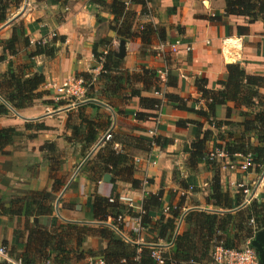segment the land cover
Segmentation results:
<instances>
[{
  "label": "crops",
  "instance_id": "0c3cea01",
  "mask_svg": "<svg viewBox=\"0 0 264 264\" xmlns=\"http://www.w3.org/2000/svg\"><path fill=\"white\" fill-rule=\"evenodd\" d=\"M93 1L24 0V4L12 11L8 21L0 26V43L11 38L14 27L23 29L29 38L30 48L18 54L22 60L26 52L33 50L34 43L51 42L55 35L64 38V42L57 45L53 58L38 56L32 60L35 67L31 72L44 76V83L37 89L40 97L32 107L16 112L6 106L9 113L0 116V130L11 128L17 133L0 150V208H8L13 199H23L31 192H51L54 180L50 177V167L53 166V178L67 179V182L53 191V214L37 218L41 228L56 233L58 226L69 223L96 228L106 225L112 229L110 219L105 224L94 219L90 199L98 196L111 200L114 194H118L119 203L132 212V215L124 213L122 216L119 236L132 241L133 245L154 246L166 252L171 244L165 235L159 233V227L161 221L171 217L170 207L180 211L172 234L175 236L183 231L184 217L191 210L224 212L206 203L213 178L219 177L222 190L233 197L241 194L240 184L247 187L246 180L256 175L242 173L237 168H224L225 163L221 160L204 161L194 171H190L186 164L191 144L205 131L213 133L208 151L214 144H222L227 135H238L240 129L235 125L241 122L239 111H245L243 107L233 103L221 107L216 120L231 124L215 129L207 123L200 126L202 121L198 117L177 110L163 99V95H177L186 100L188 108L196 110L204 107L194 87L196 79H205L207 89L219 90L221 86L217 83L225 79L226 68L232 64L264 77V25L260 20L249 24L245 17L225 16L224 0H147L144 7L128 5L129 0H123L136 13L134 29L137 30L138 25H150L154 31L146 45L139 40H124L125 55L119 59L123 69L130 72L147 69L156 74L167 71L159 95L156 96L152 89L140 94L141 97L162 100L159 111L153 118L137 121L134 115L141 111L137 97L117 98L113 101L114 108L100 101L102 84L96 77L101 66L93 58L92 47L105 39L116 53L121 40L107 27L112 21L108 9ZM21 21L22 24L18 25ZM239 27L247 28V31L240 34ZM175 42H179V46L173 52L169 45ZM186 46L190 51H185ZM2 53L0 45V55ZM10 59L7 55L0 63V74L6 72ZM84 73L91 76L93 89L85 91L83 100L57 98L54 85L67 79L82 78L80 75ZM135 88L141 89V86ZM0 104L4 105L1 99ZM227 108L230 112L226 114ZM80 114L92 122L98 132L96 143L84 152L81 138L72 135L73 128L80 127ZM179 120L191 122L178 127ZM107 131L135 136L151 146L148 151L126 150L133 159V179L141 183L139 190H133L131 184L122 181H115L113 186V176L109 173L103 174L110 175L109 182H103V177L98 182L88 179L85 164L88 160L94 161L100 146L80 167V154L87 157ZM251 143L254 144L255 140L251 139ZM48 146H53L54 150L50 151ZM186 147L189 152L185 151ZM115 148L120 150L118 145ZM233 160L238 165L241 162L239 157ZM250 188L256 194L255 199H261L264 174L253 180ZM159 192L162 197L158 208L153 207L144 213V197ZM54 219L55 224L52 223ZM27 227H34L33 217L22 214L0 216V247H4L8 255V260L0 258V263L19 264L17 258L22 253L19 246L26 241ZM106 248L105 240L89 236L80 250L84 253L91 250L97 255ZM84 256V259L77 260L76 253L71 252L69 264H86L89 258H95Z\"/></svg>",
  "mask_w": 264,
  "mask_h": 264
},
{
  "label": "trees",
  "instance_id": "16d2710c",
  "mask_svg": "<svg viewBox=\"0 0 264 264\" xmlns=\"http://www.w3.org/2000/svg\"><path fill=\"white\" fill-rule=\"evenodd\" d=\"M40 1V0H38ZM147 0H129L128 5H139L144 7ZM96 5L106 8L112 16L109 29L116 34L119 40L134 41L139 40L146 45L150 42V36L154 32L150 25H138L134 29L136 13L129 8L123 0H111L107 4L103 0H94ZM23 0H0V26L6 23L12 11L17 10ZM225 16L234 15L245 17L249 24L260 20L264 25V0H224ZM238 32H246L247 28L239 27ZM64 42L63 37L55 35L51 42H37L33 50L25 53L21 63H14L13 59L18 57L19 52L30 48V40L24 35L23 29L14 27L10 39L0 43L2 55L0 63L6 60L7 55L11 58L7 62V70L0 74V116L7 115L10 107L13 111L32 107L35 100L40 95L37 89L44 83V76L34 70L33 59L38 56L53 58L57 52V45ZM102 50L99 51V47ZM111 43L102 39L92 47V55L96 63L100 64L101 70L96 80L102 84L99 91L102 97L100 101L114 108L113 101L117 98L128 99L137 97L139 99L140 112L135 113L137 121H145L156 116L162 100L155 98L141 97L142 91L153 90L160 92L161 85L158 76L153 71L142 69L139 72H130L123 69L122 61L117 59ZM225 79L217 84L221 89H207L205 79H196L194 87L200 99L204 102V107L192 109L187 107L186 100L173 94L163 95L166 102L175 106L182 112H189L198 117L203 123L218 129L231 123L227 121H217L218 111L228 103L243 107L245 111H239L241 122L235 126L239 127L238 135H227L222 144H214L224 149L232 161L236 155L252 157V170L259 172L264 168V77L250 74L240 65L232 64L227 66ZM80 77L87 81L86 91L92 90L91 76L81 74ZM137 85L141 89H136ZM91 107L96 105L90 104ZM230 110L226 109V114ZM80 127L73 128V136L81 138L82 152L89 149L98 138L95 125L83 117L81 114ZM188 120H179L178 127H184L190 123ZM111 122L107 125L109 126ZM17 133L11 128L0 130V150L10 143ZM213 133L205 131L201 138H197L190 146L188 154L187 168L194 171L197 166L207 160L208 144L212 141ZM251 139L255 143H251ZM118 145L120 150L115 146ZM151 146L143 139L126 134H112L111 139L104 141L96 155L94 161H87L88 179L98 182L104 173L113 176L111 183L115 186V181H122L131 184L133 190H139L141 183L133 179V159L126 152L130 149L148 151ZM53 151V146H48ZM91 165V166H90ZM55 172L53 166L50 167V177L54 180L51 192H31L23 199H13L8 208H0V216H16L22 214L26 217H33L34 227H27L28 235L24 244L19 247L22 250L17 258L19 264H69V254L76 253V259L82 260L87 255L89 257H100L105 264H156L151 258V248L149 246H138L128 244L112 229L106 225L90 227L78 224H66L57 227V232L48 231L37 224L40 216H50L52 210L53 191L66 184L67 179L57 180L53 178ZM52 175V176H51ZM230 196L221 188L219 177L211 181L210 194L206 198V203L216 209H221V213H208L202 210H191L184 217V229L181 233L173 236L175 220L180 217L178 208H169L171 217L164 222L161 221L159 233L167 238L171 246L166 252H162L163 264H209L212 252L215 247L220 246L226 249H239L250 241L255 232L264 229V194L261 199H253L249 205L239 209L243 202V194ZM241 195V196H240ZM112 201L110 198L91 197L94 219L105 224L108 219L112 226L121 231V224L117 223V218L124 213L132 215L131 209L119 203L118 194H114ZM162 193L156 195H146L143 199V212L151 208H158ZM1 207V205H0ZM147 216V215H146ZM145 216V217H146ZM144 216H142V222ZM160 222V221H159ZM53 224L56 223L54 219ZM19 237V234L16 233ZM97 237L107 242V248L97 255L93 251L82 252L81 245L89 237ZM173 238V239H172ZM0 264H8L2 262Z\"/></svg>",
  "mask_w": 264,
  "mask_h": 264
},
{
  "label": "built area",
  "instance_id": "2783aa9c",
  "mask_svg": "<svg viewBox=\"0 0 264 264\" xmlns=\"http://www.w3.org/2000/svg\"><path fill=\"white\" fill-rule=\"evenodd\" d=\"M179 46V42H175L172 45H169V48L174 52L177 51V47ZM185 51H190V47L186 46ZM158 80L160 85H163L167 78V71L162 70L157 72ZM54 90L57 98L64 97H75L77 99L83 100L84 93L86 91V82L83 78L78 79H67L58 85H54ZM156 96L160 94V92L154 93ZM213 127V126H212ZM104 141H108L111 139V132L107 131V133L103 137ZM103 141V142H104ZM241 159L239 165L234 161L230 160L228 154L224 151L223 148L219 146H213L208 154L207 160L209 162H216L221 160L225 163V167L227 169H239L242 173H248L253 168L252 157L250 155L242 156L236 155ZM262 180V179H261ZM260 180V181H261ZM260 183V182H259ZM239 189L242 190V194L244 196L243 202L240 205L239 209L247 206L250 202L255 199V192L252 191V188L246 187L243 184L238 186ZM189 190H192V187H189ZM112 201V200H110ZM122 217L117 218V223H121ZM112 229L118 234L121 235L120 231L115 226H112ZM124 242L128 244H134L132 241L123 237ZM250 241H247L243 247L239 249H226L220 246L215 247L212 252V258L209 264H258V259L255 251L249 245ZM151 248V258L155 261L156 264H163L162 251L154 246ZM7 252L4 247H0V258L3 260H8ZM86 264H105L104 260L99 257L89 258Z\"/></svg>",
  "mask_w": 264,
  "mask_h": 264
},
{
  "label": "water",
  "instance_id": "95a60500",
  "mask_svg": "<svg viewBox=\"0 0 264 264\" xmlns=\"http://www.w3.org/2000/svg\"><path fill=\"white\" fill-rule=\"evenodd\" d=\"M125 50H126V43H125L124 40H121L119 42L118 51L114 54V56L117 59H123V57L125 55ZM37 71L40 72V69L38 68ZM103 141H104V139L102 138L97 143V145L95 146V148L85 158V160L82 162V164L80 165V167L85 163V161L90 157V155L95 151V149L97 147H99L103 143ZM185 151L186 152H189V148L186 147L185 148ZM109 180H110V175L109 174H105L103 176V182H109ZM249 245L255 251V253L257 255L258 264H264V229H261V230H258V231L255 232L253 238L249 242Z\"/></svg>",
  "mask_w": 264,
  "mask_h": 264
},
{
  "label": "rangeland",
  "instance_id": "374dc122",
  "mask_svg": "<svg viewBox=\"0 0 264 264\" xmlns=\"http://www.w3.org/2000/svg\"><path fill=\"white\" fill-rule=\"evenodd\" d=\"M22 4H24V0H23V3ZM9 18H10V15H9ZM20 24H22V21L19 23L18 22V25H20ZM17 26V25H16ZM107 27H109V26H107ZM13 31V30H12ZM37 43V42H36ZM35 44V43H34ZM34 46V45H33ZM112 49L114 50V47L112 46ZM115 51V50H114ZM13 61H14V63H15V65L16 64H19V63H21L23 60H22V58L21 57H17L16 59L14 58L13 59ZM117 149V148H116ZM118 150V149H117ZM96 151H98V150H96ZM85 157H86V154L85 155H81L80 154V159H79V165L83 162V160L85 159ZM78 165V164H77ZM76 165V166H77ZM75 166V167H76ZM249 172H252V173H254L255 175H256V177L255 178H252L251 180H246V183L248 184V186L247 187H251V183L253 182V180H255L257 177H259L261 174H264V168L262 169V170H260L259 172H256V171H254V170H250ZM251 181V182H250Z\"/></svg>",
  "mask_w": 264,
  "mask_h": 264
}]
</instances>
